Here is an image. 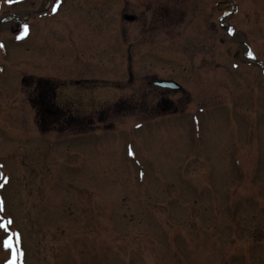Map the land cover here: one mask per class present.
<instances>
[{
    "label": "rangeland",
    "instance_id": "374dc122",
    "mask_svg": "<svg viewBox=\"0 0 264 264\" xmlns=\"http://www.w3.org/2000/svg\"><path fill=\"white\" fill-rule=\"evenodd\" d=\"M108 1L93 0L92 41L118 26ZM149 1L130 0V49L92 57L97 84L69 88L54 106L69 110L47 122L22 80L57 67L45 53L59 33L36 34L34 15L30 40L24 29L48 2L0 0V264H264V0H179L186 15L160 20L143 13ZM77 10H59L54 31ZM82 64L61 60L62 76L90 73ZM159 78L183 86L168 97L178 112L136 108ZM93 109L115 112L90 130Z\"/></svg>",
    "mask_w": 264,
    "mask_h": 264
},
{
    "label": "flooded vegetation",
    "instance_id": "af4514ba",
    "mask_svg": "<svg viewBox=\"0 0 264 264\" xmlns=\"http://www.w3.org/2000/svg\"><path fill=\"white\" fill-rule=\"evenodd\" d=\"M30 1L31 0H24L23 6L30 3ZM46 1L48 2L47 3L48 5L46 8L43 5H39L37 6L38 10L34 9L35 10L34 13L31 12L34 10L29 11L27 18H25V22H26V25L30 27L27 29L29 31L28 40H30L31 38L30 35L32 36L31 33H35V32L36 34L40 32L45 34V31L48 30L49 34H50V31L56 34L59 33L58 36L49 39L48 46H50V49L48 53H45L52 57V58H49V57L48 58L45 57V58L53 59V61L55 62L53 63L57 67L56 69H54V73L52 75L45 74L44 72V73L39 74L38 76L35 74L31 75V77L27 76V78L23 79L22 81L24 85L26 86V89L27 88L30 89L31 94L33 96L36 95V100L32 99L30 96L29 101L31 105L33 106L35 102H38L37 104L40 107L41 112L48 113V116L46 117L48 120L47 122H59V120L61 119L59 115L61 116L62 112L69 110L70 108V105H69L70 102L67 101L66 106L68 108L63 109V111L61 109H55L54 106L56 104H59V102H61L60 95H65V98H66V96L70 92L69 88L86 89L84 87H91L92 84H97V81H95L97 79H95L94 77L92 67H90L89 65L91 63L92 57L94 59L96 58L97 60H100L101 63L110 62L112 61V59L115 60V56H112L111 58H109L108 56H104L105 52L102 51L103 48H109V45H111V47L119 49L120 52H122V54H123V50L125 47L130 49L132 42L129 41V36L127 32L125 31V23L134 24L139 21L140 6H137L134 2H130V0H117L118 2L114 1L117 4V7H118L117 11L119 12V18H120L117 21L118 26L115 27V32H113V34L112 32L109 34V32L100 30L98 26L95 29L94 33L96 35L94 36L93 41H92V39H88L86 38V36L88 33L91 32V29H92V20H91L92 16L89 18L88 14L90 13V10L92 9L93 0H68V1L66 0H46ZM250 2L252 3V0H250ZM70 3H72L74 7H78V10L75 11L76 12L75 21H73L72 24L63 25L64 27L61 26L62 28L54 31L52 26L55 21L57 23H60V20H63V21L66 20L65 18L55 20V15L59 12V10L62 9L63 11L67 6H70ZM102 3L104 7H108L110 3H112V1L102 0ZM182 3L183 2H179V0H150L148 4L142 5V6H146V9L144 10L143 13L146 15L148 12V16L159 18L158 20H160V18H169L172 16H182L183 17L186 15V11H184L181 8ZM53 8L56 9L55 12H53ZM110 9L112 10V8ZM44 11H47V12H44ZM33 15L34 17H36V19L40 18L41 23H43V25L37 26L38 28L34 27L36 28L35 32L33 31V29L31 30L32 24H29L31 21V17ZM84 15H86L85 20L83 19ZM45 19H48L46 23H45ZM21 21L24 22L23 20ZM44 23L46 25H44ZM153 30H155L154 32H156V30H158L159 32H162L158 27H150L151 34L153 33ZM72 33L75 35L72 36V39H71L70 34ZM92 33L93 32H91V36H92ZM78 36L82 40V42L79 39H77ZM112 40L113 42L111 44ZM77 42L80 43L81 48H82V50L78 53L80 54V57H79L80 61L78 60V56L75 54L77 53L76 52ZM92 43L93 44L95 43L97 45L95 47L98 48V51H99L98 53H101L99 54L98 58L94 54L93 56L91 54V48L93 45ZM243 47L245 48L244 44H243ZM68 50L70 51V56L67 57L64 54V52ZM57 52L59 53L58 57L54 55V53H57ZM121 58L122 57H120V59ZM82 59L84 60V64H82L81 62ZM123 59L131 63L130 57L128 58L124 57ZM61 60H64L66 64L69 63L70 65L82 64L81 67L90 69V73L86 75L84 74L79 79H75L72 73H69L67 70H65L63 72V76H64L63 77L61 67H60ZM27 61L30 62L32 60L27 59ZM43 62H44V58L37 61V63H40V64H43ZM255 62H257L259 66H262V67L264 66L263 63L260 61L255 60ZM120 63L121 62H115V64H113V66H111L110 68L113 69L117 67ZM107 68L108 67L104 66L105 71L107 70ZM98 69L102 70V68L100 67H98ZM62 70H63V65H62ZM130 72L131 70L129 68V77L131 78ZM103 75H105V73H103ZM100 81H104V80H100ZM110 83L114 84L112 85V87L116 89L117 91H119L118 88L120 86L118 82H110ZM164 83L170 84V86H166ZM152 84L154 86V89H153L154 92L151 93L150 91V92H146V94L139 93V95L143 99L147 100L148 105H149V99H151V97L154 102L148 108L144 101H140V103L136 106V108H141L145 112H148V113L149 112L157 113L159 111H162L165 114H169V113L178 112L179 106H177L175 102L171 101L168 97H169V94L184 93L183 86L171 78H165V79L159 78L157 80H154ZM143 87L144 86H142V88ZM83 89H79V90H83ZM87 89H90V88H87ZM83 104L85 106L84 102ZM120 106H121L120 104H116L117 109H119ZM118 111L119 110H117L116 112ZM109 112L114 113L115 111L109 110V109L108 110L101 109V110H98V112H95L94 110V113L96 114L90 113L91 116H89L87 120L90 122L89 129L93 130L96 128L95 126L96 120L97 122L103 124L104 121L109 119L111 117ZM107 127H108L107 125L104 126V128H107Z\"/></svg>",
    "mask_w": 264,
    "mask_h": 264
},
{
    "label": "snow or ice",
    "instance_id": "6c2138e0",
    "mask_svg": "<svg viewBox=\"0 0 264 264\" xmlns=\"http://www.w3.org/2000/svg\"><path fill=\"white\" fill-rule=\"evenodd\" d=\"M9 2H11V0H9ZM55 11H56V9L53 8V12H55ZM24 29H25V31L27 30V25L24 26ZM248 54H249V56H251V52H249ZM138 127H139V125H138ZM5 183H7V180H5ZM3 186H4V184H0V188H2ZM0 211H3L2 201H0ZM9 223H11V221H9ZM2 227H4V225L0 224V228H2ZM4 244H5V246H7L8 241L4 240Z\"/></svg>",
    "mask_w": 264,
    "mask_h": 264
},
{
    "label": "water",
    "instance_id": "95a60500",
    "mask_svg": "<svg viewBox=\"0 0 264 264\" xmlns=\"http://www.w3.org/2000/svg\"><path fill=\"white\" fill-rule=\"evenodd\" d=\"M166 86H170V85H166Z\"/></svg>",
    "mask_w": 264,
    "mask_h": 264
},
{
    "label": "bare ground",
    "instance_id": "6f19581e",
    "mask_svg": "<svg viewBox=\"0 0 264 264\" xmlns=\"http://www.w3.org/2000/svg\"><path fill=\"white\" fill-rule=\"evenodd\" d=\"M31 62V61H30Z\"/></svg>",
    "mask_w": 264,
    "mask_h": 264
}]
</instances>
